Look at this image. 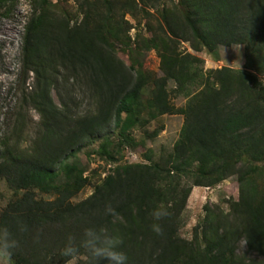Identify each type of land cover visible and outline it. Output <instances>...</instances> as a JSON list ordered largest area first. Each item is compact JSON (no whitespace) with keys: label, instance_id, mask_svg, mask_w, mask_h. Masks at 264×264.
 I'll return each mask as SVG.
<instances>
[{"label":"trees","instance_id":"obj_1","mask_svg":"<svg viewBox=\"0 0 264 264\" xmlns=\"http://www.w3.org/2000/svg\"><path fill=\"white\" fill-rule=\"evenodd\" d=\"M30 1L22 55L33 89L24 102L40 121L31 149L0 142V179L14 194L0 227L18 241L15 264H67L73 256L65 248L79 246L89 228L118 235L127 264H244L239 240L264 264V0H177L153 5L155 12L146 0H71L72 8L67 0ZM182 40L196 51L242 45L244 66L204 71L202 59L180 49ZM150 50L161 75L143 65ZM77 88L95 110L73 113ZM171 92L184 100L178 109ZM166 113L184 116L172 149L157 160L148 151V163H119L121 147L134 141L130 130ZM95 136L99 155L116 164L75 202L89 180L77 153ZM232 175L239 198L229 212L208 207L200 234L182 238L178 221L192 187ZM160 206L169 215L157 222ZM80 252L84 260L75 264H92Z\"/></svg>","mask_w":264,"mask_h":264},{"label":"rangeland","instance_id":"obj_2","mask_svg":"<svg viewBox=\"0 0 264 264\" xmlns=\"http://www.w3.org/2000/svg\"><path fill=\"white\" fill-rule=\"evenodd\" d=\"M146 1L150 3L149 9L152 12H155L153 5L159 8L172 7L177 2V0ZM61 2L64 4V1ZM66 4L69 8L73 7L71 0H67ZM32 14L33 7L30 0H9L0 5V142L3 143L4 140L8 139L11 145L18 142L20 150L31 149L40 121L39 113L31 105H26L24 102L25 96L30 95L33 89V73L29 72L26 77L22 55L25 27ZM126 17L133 24H136L129 15ZM135 32L136 28H133L130 34L133 35ZM143 32L145 33V31ZM180 49L202 59L204 71L221 67L239 69L238 63L243 68L245 62L242 45H219L211 51L206 49L196 51L190 47L188 41L182 40ZM117 56L124 61L125 65L129 64L128 55L118 50ZM143 65L151 74H162L159 69L160 59L155 50L146 53ZM260 81L264 83V76L260 77ZM174 94V92L170 94V103L178 109L183 105L184 100L182 97L177 98ZM52 97L58 103V98L54 92H52ZM73 101L75 104L73 113L76 115L95 110L93 99L81 88H77L74 92ZM183 121V114L166 113L142 127L135 126L129 133L134 141H129V144L121 147L116 156L118 162L148 163L146 158V155L149 154L148 151L152 152V158L157 160L161 154L172 149L178 139ZM155 130L158 131L156 137L153 139L144 138L145 131L151 133ZM99 140L98 136L93 137L77 153L86 168L85 174L89 180L87 185L74 197L73 201L75 202L89 196L99 179L111 172L116 164L99 155L97 152ZM238 188L236 175L229 176L215 186H193L178 221L181 237L191 240L195 231L198 232V235L200 234L201 221L205 217L208 207L211 209L219 208L222 213H228L230 210L229 201H236L239 198ZM43 196L45 197V195ZM12 198H14L13 192L8 188L5 181L0 179V212ZM232 218L231 216L230 219ZM242 241L244 240L235 243L237 257L242 258L244 264H257L261 257L254 252H249ZM81 260H84V256L80 252L77 256L72 257L67 264H75Z\"/></svg>","mask_w":264,"mask_h":264},{"label":"clouds","instance_id":"obj_3","mask_svg":"<svg viewBox=\"0 0 264 264\" xmlns=\"http://www.w3.org/2000/svg\"><path fill=\"white\" fill-rule=\"evenodd\" d=\"M238 68L241 71L240 64ZM113 210L108 209L111 213ZM169 213L160 206L152 212L155 221L159 222ZM157 233H161V227L157 223L154 226ZM123 241L118 235L109 233L104 229L89 228L84 232V239L77 246L75 241H70L69 245L64 250V255L77 256L79 247H83L89 254L92 264H100L101 261H107L108 264H127L126 254L120 250ZM246 243V241H242ZM18 247V241L13 233L6 227H0V264H15L13 259L14 251Z\"/></svg>","mask_w":264,"mask_h":264}]
</instances>
